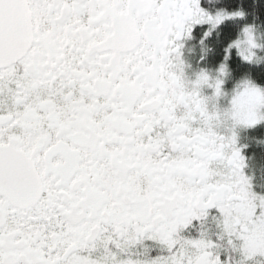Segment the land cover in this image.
<instances>
[{
  "label": "snow or ice",
  "instance_id": "6c2138e0",
  "mask_svg": "<svg viewBox=\"0 0 264 264\" xmlns=\"http://www.w3.org/2000/svg\"><path fill=\"white\" fill-rule=\"evenodd\" d=\"M0 264H264V0H0Z\"/></svg>",
  "mask_w": 264,
  "mask_h": 264
}]
</instances>
